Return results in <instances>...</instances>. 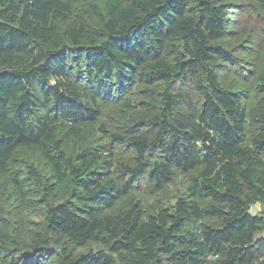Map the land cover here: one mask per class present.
Instances as JSON below:
<instances>
[{"label":"trees","instance_id":"obj_1","mask_svg":"<svg viewBox=\"0 0 264 264\" xmlns=\"http://www.w3.org/2000/svg\"><path fill=\"white\" fill-rule=\"evenodd\" d=\"M244 2L0 0V264H264V61L225 72Z\"/></svg>","mask_w":264,"mask_h":264},{"label":"rangeland","instance_id":"obj_2","mask_svg":"<svg viewBox=\"0 0 264 264\" xmlns=\"http://www.w3.org/2000/svg\"><path fill=\"white\" fill-rule=\"evenodd\" d=\"M264 12L256 7L254 2L245 0L240 5L233 6L228 13L229 34L224 40V46L229 51L232 65L225 70L229 78L240 77L251 84L255 82L264 61ZM184 188L182 178L167 187L159 194H151L145 183L134 186L133 197L142 204L145 215L152 214L161 208L174 204L177 193ZM253 207H256L254 205ZM36 214L27 213L32 221H39L40 210ZM92 247L93 246H89ZM84 247L79 252L89 249Z\"/></svg>","mask_w":264,"mask_h":264},{"label":"built area","instance_id":"obj_3","mask_svg":"<svg viewBox=\"0 0 264 264\" xmlns=\"http://www.w3.org/2000/svg\"><path fill=\"white\" fill-rule=\"evenodd\" d=\"M261 209L259 205H256V207H251L249 213L251 214H258L260 213Z\"/></svg>","mask_w":264,"mask_h":264}]
</instances>
